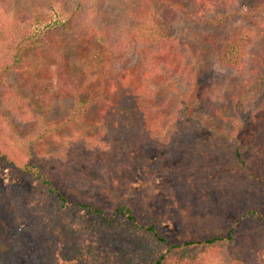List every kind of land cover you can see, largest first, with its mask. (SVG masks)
I'll use <instances>...</instances> for the list:
<instances>
[{
    "label": "trees",
    "instance_id": "trees-1",
    "mask_svg": "<svg viewBox=\"0 0 264 264\" xmlns=\"http://www.w3.org/2000/svg\"><path fill=\"white\" fill-rule=\"evenodd\" d=\"M230 1L235 0H0V32H6L13 44L10 64L37 60L43 76L49 78L44 90L54 79L73 100L71 112L61 120L44 121L38 135L55 137L66 128L90 126L104 148L88 144L89 136H78L71 154L89 160L96 152L110 171L103 188L109 205H103L74 179L48 171L33 146L28 148L31 141L26 150L0 142V163L44 191L36 198L17 187H0V264H4L2 256L20 255L33 241L42 264H264V211L251 204L226 218L205 183V170L175 168L165 186L177 213L179 241L164 233L158 219L142 217L123 198L136 177L132 149L146 144L158 122L138 63L123 70L119 81L110 77L125 33L130 28L137 31L146 42V57L155 66L161 61L168 69L178 68L176 57L183 56L174 36L163 29L158 11L163 9L169 22L181 11L184 18H197L215 28L206 41L221 67L243 70L253 33L229 24L233 10L224 9ZM215 6L220 13L204 19L200 13ZM255 6L264 8V0H256ZM255 53L247 77L233 81L227 102L211 104L212 115L230 126L226 136L224 129L212 128L216 136L228 140L224 146L219 140L214 149L243 170L264 164V50ZM194 100L190 91L183 111L190 124L196 121ZM95 105L96 120L90 123L89 110ZM182 136L174 135L170 146L185 156L198 155L195 144H185ZM208 145L203 147L207 155ZM142 161L147 163L145 156ZM71 208L91 218L76 220L69 214ZM21 218L28 222V234L19 231ZM244 218L252 221L245 231L240 229ZM75 249L79 257L70 258Z\"/></svg>",
    "mask_w": 264,
    "mask_h": 264
},
{
    "label": "rangeland",
    "instance_id": "rangeland-1",
    "mask_svg": "<svg viewBox=\"0 0 264 264\" xmlns=\"http://www.w3.org/2000/svg\"><path fill=\"white\" fill-rule=\"evenodd\" d=\"M255 4L256 0H235L230 1L224 9L233 10L229 24L244 26L253 33L249 52L247 51L248 64L243 70L223 68L215 61V54L206 41V35L212 32L214 27H207L197 18H184L181 11H178L179 15L175 21L169 22L163 9L158 11L161 25L174 36L175 47L183 56L176 57L178 68L168 69L161 61L155 66L143 51L146 42L132 28L125 33L123 43L112 61L109 74L116 81H119L126 68L137 63L140 65L141 80L144 87L149 89L148 95L158 116L157 127L151 138L141 145L140 149H132L136 177L124 191L123 198L131 202L135 211L142 217L158 219L164 233L173 240H181L182 234L177 213L170 204L165 186L172 180L175 168L205 170L208 176L205 183L209 185V190L213 192L218 203L223 206L226 218L235 216L251 204L258 205L264 211V164L243 170L225 158L226 154H217L218 150L214 148L219 140L222 146L228 144L224 136L230 134V126L217 119L211 112V104L227 102V94L234 80L247 77L252 66L251 57L256 55L255 51L264 50V8H257ZM219 13L220 9L215 6L200 14L209 20ZM217 32L219 30H216ZM184 43L188 47L184 46ZM12 54L13 44L10 43L6 32H0V142L8 143L11 148L26 150L28 142L31 141L28 148L33 146L46 163L48 171L57 172L60 176L63 173L74 179L85 193L97 197L103 205H109L103 188L110 171L106 164L104 167L99 154L95 152L90 161L71 154L76 147L74 141L78 136L83 139L89 136L88 144L95 145L97 149L104 148L105 145L97 140L93 130L90 131V126L77 125L72 129L66 128L55 137H50L49 134H46V138L39 136L44 121L61 120L71 112L73 100L68 91L62 90L61 82L54 79L50 80L48 91L44 90L49 78L43 76V65L40 62L29 60L13 66L10 64ZM7 65L11 67L3 71ZM49 67L53 70V66ZM190 91L195 94L192 111L196 120L192 122L194 124H190L183 114L185 100ZM96 108L95 105L89 110L90 123L96 120ZM258 123L261 125V121ZM212 128L224 129V136H216ZM176 134L183 135L185 144H195L193 146L197 147L200 153L191 156L177 153V150L170 146V141H173ZM241 137L244 141L243 134ZM207 144L210 148L209 155L203 152V147ZM143 156L148 164L142 161ZM0 187H17L36 198L44 196V191L35 182L25 175L17 174L4 162L0 163ZM69 214L76 220L91 218L83 210L76 208L69 209ZM0 217L3 218V210H0ZM251 222L249 218H244L240 222V229L248 230ZM18 226L20 232L29 233L28 222L24 218L20 219ZM35 252L36 244L33 241L20 255L9 252L2 256V262L42 264ZM79 255L75 249L70 258H77Z\"/></svg>",
    "mask_w": 264,
    "mask_h": 264
}]
</instances>
